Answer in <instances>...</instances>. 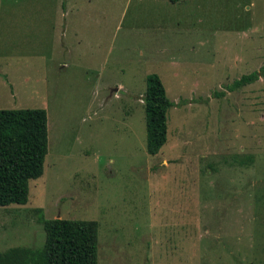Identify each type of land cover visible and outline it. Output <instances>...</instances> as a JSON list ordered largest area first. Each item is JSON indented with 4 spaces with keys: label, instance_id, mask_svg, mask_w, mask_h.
<instances>
[{
    "label": "rangeland",
    "instance_id": "374dc122",
    "mask_svg": "<svg viewBox=\"0 0 264 264\" xmlns=\"http://www.w3.org/2000/svg\"><path fill=\"white\" fill-rule=\"evenodd\" d=\"M264 0H0V109H44L47 150L0 253L36 219L94 221L96 264H264ZM174 105L145 151L141 96Z\"/></svg>",
    "mask_w": 264,
    "mask_h": 264
},
{
    "label": "trees",
    "instance_id": "16d2710c",
    "mask_svg": "<svg viewBox=\"0 0 264 264\" xmlns=\"http://www.w3.org/2000/svg\"><path fill=\"white\" fill-rule=\"evenodd\" d=\"M176 2L179 0H168ZM260 72L241 75L232 91L257 81ZM145 151L156 154L166 141V114L170 102L155 74L145 78L141 96ZM47 150L44 109H0V207L27 202L28 182L39 178ZM44 240L36 250L12 248L0 253V264H96L97 225L94 221L44 219L38 216Z\"/></svg>",
    "mask_w": 264,
    "mask_h": 264
}]
</instances>
